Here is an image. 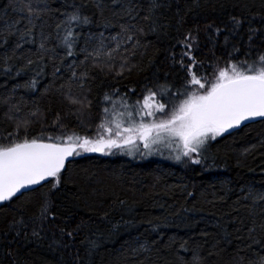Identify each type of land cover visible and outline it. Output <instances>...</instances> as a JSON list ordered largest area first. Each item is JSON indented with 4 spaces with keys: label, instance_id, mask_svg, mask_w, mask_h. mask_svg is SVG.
Wrapping results in <instances>:
<instances>
[{
    "label": "trees",
    "instance_id": "obj_1",
    "mask_svg": "<svg viewBox=\"0 0 264 264\" xmlns=\"http://www.w3.org/2000/svg\"><path fill=\"white\" fill-rule=\"evenodd\" d=\"M65 2L79 5L86 0H52L54 7ZM160 2L164 7L158 10L159 23L169 25L168 35H163V30L148 35L144 43L149 46L138 50L131 58V70L125 69L121 76L107 70L94 71L89 93L93 100L94 123H99L97 105L104 93L115 89L128 92L131 103L145 87H152L157 81L180 86L183 73L167 56L173 38L178 35L176 28L181 18L180 33L191 29L195 34L199 28L200 48L195 55L208 64L213 63V53L223 66L230 52L240 60L245 58L246 52L251 51L253 55L264 52V0ZM8 3L9 0H0V16L3 17L0 26L22 15L11 8L4 13L2 10ZM141 3L147 6L146 0ZM84 11L91 14L95 9L88 5ZM232 17L241 21L234 34L231 31ZM48 22L54 25V20ZM209 24L213 25L212 29L207 28ZM23 26L22 21L19 27ZM217 27L221 29L219 33L214 30ZM48 30L52 31L51 28ZM93 31L97 29L93 28ZM225 37H228L227 44ZM37 47L38 37L37 44H25L18 50L17 56L24 58L10 61L14 65L11 74L5 75L0 70V99L12 93L16 85L35 78L39 82L35 91L16 88L11 101L20 104L21 117H27L30 111L39 108L41 116L34 118L37 122L30 125L29 133L36 136L42 131L53 134L52 124L59 112L69 131L83 134L85 129L78 127L74 115L76 106L56 93L55 88L42 95L52 79V68L47 59L41 62L34 55ZM234 47L239 51H233ZM3 51L0 48V53ZM176 51L179 52V48ZM28 56L37 63L28 66L21 76H16L15 70L26 65ZM41 63L48 64V67L37 76ZM114 71H119V67ZM132 89L135 94L130 91ZM6 111L7 105L0 103V140L13 131L15 124V121L6 119ZM246 124L231 135L225 134L212 141L206 154L208 159L200 165L154 157L129 158L118 154L117 150H113L114 155L85 153L76 157L67 173L66 185L51 197L52 210L58 217L55 224L66 222L74 227L84 221L72 248L54 245L53 250L49 247L53 232L55 239H60L56 228L47 231L43 240L31 237L28 240L22 237L13 239L14 233L5 237L3 232L7 222L14 215L19 218L30 213L34 207L30 206L26 213H21L19 203L3 206L0 207V264H173L182 240L188 242L189 248L199 246L207 264H236L240 257H244V264H248L256 254L264 256V244L250 249L246 247L250 228L256 229L258 239L261 237L259 225L264 223V202L253 204L250 198H244L250 188L264 191V124ZM94 130L93 124L89 131ZM245 149L250 151L245 152ZM189 192L193 195L189 196ZM85 237L96 241L97 246L91 254L86 251L87 245L80 242ZM172 238L177 243L172 244ZM64 240L67 241V237ZM77 250L80 261L75 258ZM210 251L212 255H208Z\"/></svg>",
    "mask_w": 264,
    "mask_h": 264
},
{
    "label": "snow or ice",
    "instance_id": "obj_2",
    "mask_svg": "<svg viewBox=\"0 0 264 264\" xmlns=\"http://www.w3.org/2000/svg\"><path fill=\"white\" fill-rule=\"evenodd\" d=\"M146 3L145 7L141 0H86L79 5L65 2L54 7L52 0H9L4 6V13L11 8L22 15L0 26V48L4 49L0 53V70L5 75L11 74L14 65L10 61L24 58L17 56L18 50L25 44H37L38 37L34 55L41 62L47 59L52 68V79L42 95L55 88L56 93L76 106L74 115L78 127L85 129L83 134L69 131L63 123L64 117L57 112L52 124L53 134L42 131L36 136L29 133L30 125L37 122L34 118L41 116L39 108L30 111L27 117H21L20 104L11 101L16 88L35 91L39 83L35 78L16 85L12 93L0 99V103L7 105L6 119L15 121L13 131L0 140V207L19 203L21 213H26L30 206L34 207L30 213L19 218L14 215L7 222L3 232L5 237L14 233L13 239L22 237L28 240L31 237L43 240L47 231L56 228L60 239H55L53 232L49 247L72 248L84 221L74 227L66 222L55 224L58 217L52 210L51 197L66 185L67 173L78 156L85 153L114 155L116 152L113 150H117L127 155L140 153L146 157L163 155L167 151L169 158L176 161L200 165L208 159L206 154L210 144L218 137L231 135L230 130L241 126L246 127L245 122L264 124V52L256 55L246 52L243 60L230 52L223 66L213 53V63L208 64L195 55L200 48L199 28L195 34L191 29L180 33L182 18L178 21V35L173 38L174 43L170 44L167 56L172 65L178 66L183 73L180 86L157 81L152 87H145L131 103L128 92L121 93L115 89L104 93L97 105L96 119L99 123H94L93 100L89 98L94 71L107 70L121 76L125 69L131 70V58L137 55L138 50L149 46L144 43L148 35L157 34L160 30H163V35H168L169 25L159 23L158 10L164 5L160 0H146ZM88 5L95 9L91 14L84 11ZM231 19L234 34L241 21L236 17ZM49 20H54V25L49 24ZM22 21L24 26L19 27ZM50 28L52 31L48 30ZM207 28L212 29L213 25L209 24ZM214 30L216 33L221 31L218 27ZM227 42L228 37H225ZM233 51L239 49L234 47ZM36 63L28 56L26 65L17 68L15 75L21 76L28 66ZM117 66L119 71H114ZM47 67L48 64L41 63L36 75H42ZM130 91L135 94V89ZM93 124L95 130L89 131ZM244 151L249 152L250 149ZM244 198H250L253 204L264 202V191L250 188ZM259 227V239L256 229H249L247 248L264 244V223ZM80 242L87 245L89 254L97 246L96 241L88 237ZM171 243H177L176 239L172 238ZM212 254L211 251L208 253ZM75 258L81 260L78 250ZM244 259L240 257L236 264H244ZM173 264H207V260L199 246L189 248L188 242L182 240ZM248 264H264V256L256 254Z\"/></svg>",
    "mask_w": 264,
    "mask_h": 264
},
{
    "label": "rangeland",
    "instance_id": "obj_3",
    "mask_svg": "<svg viewBox=\"0 0 264 264\" xmlns=\"http://www.w3.org/2000/svg\"><path fill=\"white\" fill-rule=\"evenodd\" d=\"M118 154L120 155H125L126 157H129V158H135V159H138V158H142V159H146L148 157H154L156 159H160V160H168V161H172V160H175L173 158H169V153L167 151L164 152L163 155H160V154H153V155H149V156H146V157H143L140 153H134L133 155H127V154H123V153H120L118 151ZM149 159V158H148ZM176 161V160H175ZM176 162H179V161H176Z\"/></svg>",
    "mask_w": 264,
    "mask_h": 264
},
{
    "label": "water",
    "instance_id": "obj_4",
    "mask_svg": "<svg viewBox=\"0 0 264 264\" xmlns=\"http://www.w3.org/2000/svg\"><path fill=\"white\" fill-rule=\"evenodd\" d=\"M245 123H247V122H245ZM230 131L233 133V132H235L236 130H230Z\"/></svg>",
    "mask_w": 264,
    "mask_h": 264
}]
</instances>
